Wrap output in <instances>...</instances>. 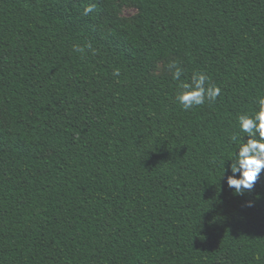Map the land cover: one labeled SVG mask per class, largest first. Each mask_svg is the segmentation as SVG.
<instances>
[{
    "label": "trees",
    "instance_id": "trees-1",
    "mask_svg": "<svg viewBox=\"0 0 264 264\" xmlns=\"http://www.w3.org/2000/svg\"><path fill=\"white\" fill-rule=\"evenodd\" d=\"M261 94L264 0H0V264H264V170L222 177Z\"/></svg>",
    "mask_w": 264,
    "mask_h": 264
},
{
    "label": "clouds",
    "instance_id": "clouds-1",
    "mask_svg": "<svg viewBox=\"0 0 264 264\" xmlns=\"http://www.w3.org/2000/svg\"><path fill=\"white\" fill-rule=\"evenodd\" d=\"M94 6L89 5L84 8V15L93 12ZM85 48L91 50V45L75 46L74 50L84 53ZM93 54L94 51H93ZM172 72V79L180 81L179 91L176 93L178 105L187 111L194 106H202L206 102H215L222 93V88L216 84H209V77L204 72H193L189 82L181 81L182 69L175 61L167 65ZM114 76H119V69H114ZM255 109L249 114L241 113L237 116L238 132L230 137L232 142L239 141L238 147L229 159L230 164L227 169V186L237 194H243L245 190H252L255 182L264 170V94L255 98ZM243 133V136L239 134ZM247 138L246 140L244 138ZM251 206V205H249Z\"/></svg>",
    "mask_w": 264,
    "mask_h": 264
},
{
    "label": "rangeland",
    "instance_id": "rangeland-1",
    "mask_svg": "<svg viewBox=\"0 0 264 264\" xmlns=\"http://www.w3.org/2000/svg\"><path fill=\"white\" fill-rule=\"evenodd\" d=\"M137 15V10L130 4L120 3L118 5L117 12L115 16L126 21H131ZM165 62H161L157 65V69L155 71V75H164L170 74L171 71L168 70Z\"/></svg>",
    "mask_w": 264,
    "mask_h": 264
}]
</instances>
